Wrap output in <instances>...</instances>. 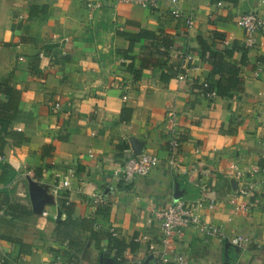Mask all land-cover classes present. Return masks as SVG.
<instances>
[{"label": "crops", "instance_id": "0c3cea01", "mask_svg": "<svg viewBox=\"0 0 264 264\" xmlns=\"http://www.w3.org/2000/svg\"><path fill=\"white\" fill-rule=\"evenodd\" d=\"M176 7L193 16L194 28L170 15L171 0L155 9L113 0H0V84L11 90L0 104L17 109L0 110V137L14 133L3 148L13 175L7 182L5 171L0 180V264H114L109 236L138 245L119 255L124 264H148L161 248L155 213L201 198L216 205L197 214L223 237L178 229L171 253L186 264H264V30L248 48L236 26L255 10L264 17V7L258 0H177ZM143 32L173 43L158 49L164 58L151 56L148 37L125 57L130 37ZM214 33L216 51L237 42L246 52L231 59L242 91L209 100L191 84L212 76L198 39L212 44ZM182 67L186 82L176 79ZM213 79L224 83L227 75ZM173 125L181 134L170 168ZM141 153L159 158L147 176L132 183L113 177ZM234 168L245 178L236 179ZM248 181L257 184L253 197L239 194ZM234 236L249 243L236 247Z\"/></svg>", "mask_w": 264, "mask_h": 264}, {"label": "built area", "instance_id": "2783aa9c", "mask_svg": "<svg viewBox=\"0 0 264 264\" xmlns=\"http://www.w3.org/2000/svg\"><path fill=\"white\" fill-rule=\"evenodd\" d=\"M116 3H127L140 6L146 9H155L160 4L161 0H113ZM261 7H264V0H258ZM172 8L170 15L176 19L181 20L184 26L188 30L194 28L195 22L191 14L183 13L178 7H176L177 0H171ZM236 26L242 29L245 33L244 43L246 47L252 48L257 43L258 35L264 30V17L258 11H252L247 14H243L236 20ZM191 57L185 58V61H190ZM189 68L182 67L181 70L176 74V79L180 82H186L188 79L187 73ZM263 73V68L258 64L255 72V77L259 78ZM193 85V84H191ZM205 88L206 84L201 83ZM205 98L212 100L216 98L214 92H207L204 95ZM122 99L125 101L127 97L123 96ZM58 107L55 106L54 110ZM169 139L167 141V163L170 168H175L176 163V149L181 133L173 125L169 131ZM159 163V158L155 155L141 153L135 156H131L126 159L114 172L113 177L122 180L125 183H132L139 177L147 176L151 170ZM0 164H4V156H0ZM236 179L245 178V173L234 168ZM65 186L68 187L67 182ZM257 184L252 181H248L244 186L240 188L239 194L242 196L253 197L256 194ZM91 199L99 205L104 204V199L101 195L94 194ZM67 204L69 200L67 198ZM66 204V205H67ZM215 202L206 201L205 199H197L194 201H178L160 211L155 213V218L159 223L161 231L160 250L157 256L151 260L148 264H186L184 257L181 255H173L170 251L172 248V241L174 232L178 229L195 228L205 238H222L218 227H213L202 222L200 216L197 214L198 211L208 210L211 211L215 208ZM239 210H248L244 205H240L236 208ZM145 239V238H143ZM141 239H136L134 242H140ZM230 243L236 247H245L249 240L246 237L234 236L230 239ZM53 264H67L62 261L61 258H56ZM141 264V263H137Z\"/></svg>", "mask_w": 264, "mask_h": 264}, {"label": "trees", "instance_id": "16d2710c", "mask_svg": "<svg viewBox=\"0 0 264 264\" xmlns=\"http://www.w3.org/2000/svg\"><path fill=\"white\" fill-rule=\"evenodd\" d=\"M142 37L144 38L148 37V39H151L152 42L154 43L153 48L156 49V52L154 54H151V56H156V57L162 56L164 58L165 54L163 53V51L159 52L158 49H160L161 47V48H164L166 51H168L170 49V46H172L173 44L171 41H168L167 38H163L161 43H159L158 39L156 38L154 34L143 32L138 37H130L129 48L126 51V53H124L126 58H127V53L131 52L132 50L133 43L140 40ZM218 38H219V34L214 33L212 44L207 43L202 38L198 39V43L200 47L199 56L202 60H205L206 62L210 64V66H212V76L211 78H209L208 81L203 82L204 84H206L205 88L202 85H195V84H193L192 88L198 89L199 91L200 90L202 91L203 89L204 93L213 91L216 93V97L224 99L231 92H234V91L241 92L242 91V84L239 81L240 79H238V68L234 64L231 63V59L235 51H241L242 54L244 55L246 52V49L242 46H239L237 42H232L229 48L222 47V50L218 52L213 48ZM220 40L222 41L221 37H220ZM128 59L130 61L132 60V58H128ZM128 71H130L133 74L134 79L136 80L139 79L140 73L134 71L131 66L128 67ZM215 75H219L220 77L227 75V80L224 83H222L221 81H214L213 76ZM0 94L9 98L11 96V90L7 89L5 85L0 84ZM0 110L10 111L12 112V114H14L17 109H14V108L9 109V105L7 102V103L0 104ZM13 134L14 133L10 131L0 137V156H3V148L6 143V140L9 138H12L14 136ZM5 171L8 172V175H9L8 177H10L7 180V182L11 180V177L13 175L10 169L6 165L2 164V175L0 178L1 183L5 181V179H3V174L5 173ZM64 210L66 213V221H68L69 217L71 216V211L68 207H64ZM97 235H98L97 231L90 230L89 237L92 240H96ZM109 239H110L109 244L111 245V250L116 251L115 258H114V264H124V261L121 258H118L119 255H121V253L127 248L133 251L136 249V247H138V245L136 244H130L129 246L124 245L122 242L115 240L111 236H109ZM117 258H118V261H117Z\"/></svg>", "mask_w": 264, "mask_h": 264}, {"label": "water", "instance_id": "95a60500", "mask_svg": "<svg viewBox=\"0 0 264 264\" xmlns=\"http://www.w3.org/2000/svg\"><path fill=\"white\" fill-rule=\"evenodd\" d=\"M145 264H147V263H145Z\"/></svg>", "mask_w": 264, "mask_h": 264}]
</instances>
